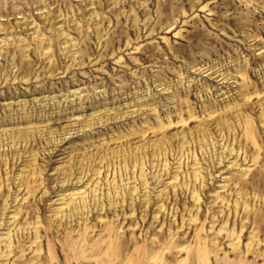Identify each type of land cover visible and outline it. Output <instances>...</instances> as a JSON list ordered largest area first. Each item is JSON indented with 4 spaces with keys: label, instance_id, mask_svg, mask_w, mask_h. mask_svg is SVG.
<instances>
[{
    "label": "rangeland",
    "instance_id": "1",
    "mask_svg": "<svg viewBox=\"0 0 264 264\" xmlns=\"http://www.w3.org/2000/svg\"><path fill=\"white\" fill-rule=\"evenodd\" d=\"M0 264H264V0H0Z\"/></svg>",
    "mask_w": 264,
    "mask_h": 264
}]
</instances>
